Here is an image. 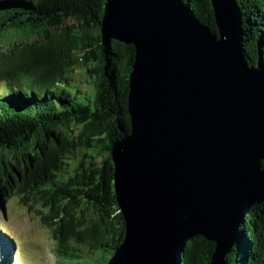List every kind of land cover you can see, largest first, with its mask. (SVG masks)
<instances>
[{"label": "water", "instance_id": "95a60500", "mask_svg": "<svg viewBox=\"0 0 264 264\" xmlns=\"http://www.w3.org/2000/svg\"><path fill=\"white\" fill-rule=\"evenodd\" d=\"M216 35L182 0H106L103 50L134 47L130 132L111 144L124 238L107 264H179L195 237L225 264L264 203V68L248 64L236 0H210Z\"/></svg>", "mask_w": 264, "mask_h": 264}, {"label": "trees", "instance_id": "16d2710c", "mask_svg": "<svg viewBox=\"0 0 264 264\" xmlns=\"http://www.w3.org/2000/svg\"><path fill=\"white\" fill-rule=\"evenodd\" d=\"M182 1L216 35L210 0ZM236 1L245 57L264 68V0ZM105 2L0 0V206L15 197L38 209L56 264H107L124 238L110 150L130 132L135 51L115 40L103 50ZM8 236L0 231V264H11ZM213 248L195 237L179 264H209ZM225 264H264V203L248 214Z\"/></svg>", "mask_w": 264, "mask_h": 264}, {"label": "rangeland", "instance_id": "374dc122", "mask_svg": "<svg viewBox=\"0 0 264 264\" xmlns=\"http://www.w3.org/2000/svg\"><path fill=\"white\" fill-rule=\"evenodd\" d=\"M73 23L67 20L64 25ZM60 28H58L59 30ZM38 36H32L29 41ZM23 43L19 39L15 43ZM81 72L78 70L77 74ZM81 87L91 89L87 84V76L78 75ZM91 84V83H90ZM1 87V86H0ZM5 206H0V231L4 234H12L11 241V264H56L54 260V240L48 228L42 222L37 208L22 204L17 198L11 197L5 200ZM3 229V230H2ZM4 243V241H2Z\"/></svg>", "mask_w": 264, "mask_h": 264}]
</instances>
